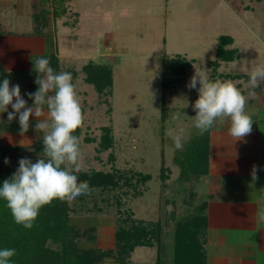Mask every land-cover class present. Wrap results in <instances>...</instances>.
Instances as JSON below:
<instances>
[{
  "label": "rangeland",
  "instance_id": "rangeland-1",
  "mask_svg": "<svg viewBox=\"0 0 264 264\" xmlns=\"http://www.w3.org/2000/svg\"><path fill=\"white\" fill-rule=\"evenodd\" d=\"M228 1L65 0V11L56 18L52 15L55 0H48L45 6L38 0H0V67L10 87L19 84L21 96L32 106L26 93L35 76L30 72L33 61L53 54L58 73H71L82 109L78 137L81 172H116L121 178L114 190L91 189L90 194L68 201L69 224L79 232L94 229L90 233L93 240L83 237L78 247L113 249L114 232L124 226L123 220L160 221L171 262L174 225L198 213L205 199V190L194 185L198 178L178 182L179 168L174 163L176 154L200 134L191 126L192 104L199 94L187 88L196 71L210 81H231L246 96V112L258 111L257 105L264 110V81L255 89L245 87L249 68L264 64V0H239V15ZM40 9L50 14L34 27L33 14ZM220 36L232 38L225 49H236L238 57L233 61L216 59ZM177 56L186 61L183 72L163 68L165 60ZM88 63L111 70L112 86L107 94L97 93L85 81L82 67ZM162 77L171 81L169 86L162 83ZM8 111H13L11 105ZM174 115L179 121L173 120ZM0 116L1 145L26 147L42 139V133L35 131L34 115L23 137L18 114L11 123L7 112ZM46 118L47 110L41 119ZM220 122L214 123L215 130L222 126ZM178 123L187 129L182 150H175L166 134ZM105 127L110 129L112 144L102 150L99 143ZM31 155L20 152L7 158L8 164L17 170L19 160ZM137 175L147 180L138 183ZM125 178L129 179L126 184ZM155 253V247H137L128 262L153 264ZM102 264L116 263L108 259Z\"/></svg>",
  "mask_w": 264,
  "mask_h": 264
},
{
  "label": "trees",
  "instance_id": "trees-1",
  "mask_svg": "<svg viewBox=\"0 0 264 264\" xmlns=\"http://www.w3.org/2000/svg\"><path fill=\"white\" fill-rule=\"evenodd\" d=\"M38 2L41 6H45L48 0H38ZM54 3L56 5L52 15L57 18L65 11V0H55ZM228 4L236 15L241 13L239 0H229ZM49 14V10L46 9H40L38 14H33L34 27L36 21L44 22L45 17ZM218 39L216 59L224 62L236 59L238 57L236 49H225V46L232 43V38L220 36ZM48 60L53 71L58 73L56 57L50 54ZM165 62L167 64L163 65V68L167 67L173 73L183 72L187 66L186 61L179 56L170 59L168 62L165 60ZM165 62L163 61V63ZM1 69L0 67V83L3 79H8ZM82 70L85 73V81L91 84L97 93H108L107 90L112 86L111 70L108 67L88 63L82 67ZM30 72L34 73L35 76L30 80L29 93H34L38 89V85L35 83L37 73L34 68ZM231 78L236 77L232 76ZM162 83L169 86L171 81L162 77ZM28 101L29 105H33L34 101L31 99ZM45 110L47 109L45 108ZM80 132V127H78L73 135L79 137ZM103 132L99 146L105 150L111 146L112 139L108 127L103 128ZM86 141L90 140L86 139ZM207 149L208 131L193 137L185 145L184 150L176 154L174 163L179 168L178 182L205 175ZM42 151V139L36 140L32 145L26 147L3 146L0 143V186L4 180L10 179L16 172L10 166L11 164L4 163L5 159L16 157V154H20V152H31L32 155L27 158L35 163L43 155ZM161 173L163 174V169ZM74 174L77 175L78 182L87 181L90 189L111 191L120 186L121 178L116 175V172L80 171ZM137 177L139 178L138 183H144L147 180V177L143 175H137ZM162 177L163 175H161ZM164 178L162 179L165 180L166 178ZM124 181L126 184L129 179L125 178ZM117 203L119 204L118 201ZM69 211L68 201L62 202L59 199H54L50 204L40 209L33 228L25 229L22 225L15 223L6 206V201L0 198V249L13 248L16 250V255L11 258L9 264H102L108 259H112L116 264H130L128 262L130 254L137 247H155V262L153 264H205V255L200 239L205 226V216L202 215V211L191 217H186L174 225L171 237L170 263L167 256L165 227L160 221L153 224L142 220L130 221V223L123 220L124 226L119 225L114 232L113 249L80 248L77 244L78 241L83 237L92 241L93 237L90 233L94 229L88 228L79 232L69 224ZM168 221H172L171 218L168 217Z\"/></svg>",
  "mask_w": 264,
  "mask_h": 264
},
{
  "label": "clouds",
  "instance_id": "clouds-1",
  "mask_svg": "<svg viewBox=\"0 0 264 264\" xmlns=\"http://www.w3.org/2000/svg\"><path fill=\"white\" fill-rule=\"evenodd\" d=\"M33 64L38 89L26 93L34 101L32 106H27L21 96L19 84L10 87L7 78L0 83V113L7 112V122L11 123L18 114L19 134L23 137L29 130L30 117L34 115L37 118L35 131L42 133L43 155L35 163L27 157L21 158L16 172L0 186V198L6 201L15 223L25 229L33 228L40 209L54 199L73 201L91 192L88 182H78L74 174L81 171V152L79 139L73 133L81 126L83 115L72 75L66 71L55 73L44 57L36 59ZM249 76L245 87H259L264 81V64L251 66ZM187 88L196 89L199 94L192 104L195 116L191 117V126L201 134L213 127L217 120L230 122L228 134L235 141L251 134L253 121L245 111L246 96L231 81H210L203 72L196 71ZM9 105L13 111H8ZM45 108L47 118L41 119ZM173 120L179 121V116L174 115ZM186 133L182 123L166 133L175 150L183 149ZM4 163L8 164L9 160L5 159ZM259 171H264V167L253 164L250 170L252 183L259 180ZM258 217L264 221V209L258 212ZM15 255L13 248L0 249V264H9Z\"/></svg>",
  "mask_w": 264,
  "mask_h": 264
},
{
  "label": "crops",
  "instance_id": "crops-1",
  "mask_svg": "<svg viewBox=\"0 0 264 264\" xmlns=\"http://www.w3.org/2000/svg\"><path fill=\"white\" fill-rule=\"evenodd\" d=\"M257 106L246 112L253 124L243 140L228 134L227 120L209 131L206 172L194 183L205 190L198 210L205 216L200 237L205 264H264V221L258 217L264 209V171L255 183L250 177L253 164L264 167V110Z\"/></svg>",
  "mask_w": 264,
  "mask_h": 264
}]
</instances>
